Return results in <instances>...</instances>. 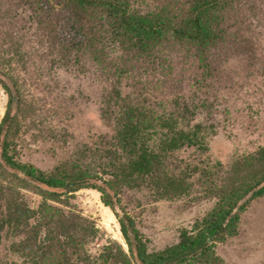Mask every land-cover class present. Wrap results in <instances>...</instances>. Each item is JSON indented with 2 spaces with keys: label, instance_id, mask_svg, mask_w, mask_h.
I'll use <instances>...</instances> for the list:
<instances>
[{
  "label": "trees",
  "instance_id": "16d2710c",
  "mask_svg": "<svg viewBox=\"0 0 264 264\" xmlns=\"http://www.w3.org/2000/svg\"><path fill=\"white\" fill-rule=\"evenodd\" d=\"M22 1L29 3L39 27L38 43L55 54L49 52L54 66L80 74L91 68L99 75L131 80V84L129 90L121 84L101 96L100 110L111 137L84 144L80 159L61 161L44 171L9 156L15 143L13 107L18 98L2 82L9 91V103L0 124V162L14 172L10 186L0 189V206L5 210L0 217V244L9 236V251L21 260L18 264H220L214 253L216 243L235 236L241 213L251 200L264 197L260 183L242 204L250 192L222 193L230 174L221 162H212L207 147L218 126L207 119L197 122L200 116L213 115L217 106L207 85L216 76V50L229 40L223 35L229 0H0L1 21L13 19ZM231 45L240 53L254 55V46L245 37L236 36ZM179 51L198 65L193 94H174L160 102L153 76L146 82L124 76L140 60L165 72ZM165 78L163 84L168 82ZM61 132L63 143L71 140V133ZM191 149L199 154L189 163L174 158ZM260 160L264 161V148L236 160L235 165ZM96 169L112 179L96 183ZM122 187L146 190L155 201L165 199L169 190L176 196L205 190L218 195V200L190 231L182 232L177 244L149 253L131 218L116 210L114 197ZM21 189L41 195L39 205L30 207ZM82 189L102 194L104 206L118 219L127 253L116 244L115 250L106 246L91 253L96 224L50 203L63 204L61 197Z\"/></svg>",
  "mask_w": 264,
  "mask_h": 264
},
{
  "label": "rangeland",
  "instance_id": "374dc122",
  "mask_svg": "<svg viewBox=\"0 0 264 264\" xmlns=\"http://www.w3.org/2000/svg\"><path fill=\"white\" fill-rule=\"evenodd\" d=\"M229 4L223 27V35L229 40L216 50V76L207 85L217 106L213 115L200 116L197 122L207 119V122L211 120L217 124L218 132L207 140L208 157L213 163L221 162L230 174L220 187L223 194L250 192L242 204L259 188V183L260 186L264 184L263 160L253 165H235L236 160L264 148V0H229ZM28 5L27 1H22L13 19L6 23L0 19V124L9 103V91L2 84L4 81L18 98L13 107L17 121L13 133L15 143L9 149V156L48 171L61 161L80 159L84 144L111 137L112 130L100 110L101 96L121 84L125 91L129 90L131 80L99 75L91 68L86 74H80L75 73V69L54 66L53 55L49 53L53 51L38 43L39 27L34 23ZM236 36L245 37L253 44L252 57L233 48L231 41ZM21 42L23 47L18 48ZM173 56L172 66L168 63L165 72L164 69H152L140 60L134 69L128 67L124 76L142 78L145 82L153 76L152 85L156 87L160 102L174 94H193L197 86L194 78L199 72L196 61L185 58L182 51ZM161 72H164L162 76ZM164 75L168 80L166 84L162 82ZM62 130L72 134L71 140L63 143ZM53 135H59V140L56 141ZM196 154L199 153L191 149L174 158L189 163ZM6 167L0 162V189L10 186L14 172ZM96 173L94 181L98 184L112 179L97 169ZM120 190L118 197H114L116 210L120 216L131 218L149 253L177 244L182 232L190 231L218 200V195L205 190L176 196L171 189L166 198L159 201L146 190L129 191L125 187ZM21 192L30 207L39 205L41 195L27 189H21ZM61 199L63 204L50 203L67 213L74 211L96 224L97 239L89 247L91 253L106 246L114 248L115 244L128 252L118 219L104 206L100 192L82 189ZM4 215L5 210L0 206V217ZM8 237L0 244V264H18L21 260L9 251L11 240ZM214 253L220 264H264V197L250 201L241 213L237 234L216 243Z\"/></svg>",
  "mask_w": 264,
  "mask_h": 264
}]
</instances>
